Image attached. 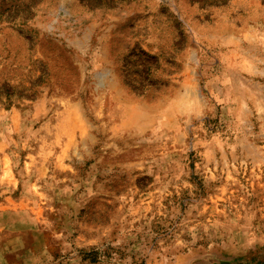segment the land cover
<instances>
[{
    "label": "rangeland",
    "instance_id": "374dc122",
    "mask_svg": "<svg viewBox=\"0 0 264 264\" xmlns=\"http://www.w3.org/2000/svg\"><path fill=\"white\" fill-rule=\"evenodd\" d=\"M0 264H264V0H0Z\"/></svg>",
    "mask_w": 264,
    "mask_h": 264
}]
</instances>
